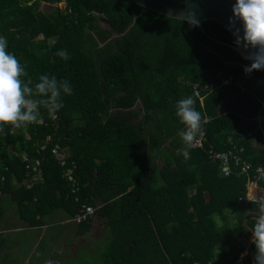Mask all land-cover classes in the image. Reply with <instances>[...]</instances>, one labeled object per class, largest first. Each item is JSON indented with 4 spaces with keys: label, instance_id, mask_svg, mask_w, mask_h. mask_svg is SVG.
Instances as JSON below:
<instances>
[{
    "label": "trees",
    "instance_id": "16d2710c",
    "mask_svg": "<svg viewBox=\"0 0 264 264\" xmlns=\"http://www.w3.org/2000/svg\"><path fill=\"white\" fill-rule=\"evenodd\" d=\"M59 1L64 8L38 9ZM0 36L32 86L47 74L73 89L54 118L41 106L40 123L0 136V222L4 195L27 225L56 210L72 219L80 205L92 206L106 228L104 264H216L217 246L251 234L258 206L246 193L248 179L264 170V149L254 146L264 130L255 120L264 70L245 73L251 61L230 47L130 0H0ZM186 97L204 118L203 147H187L178 134L185 126L176 106ZM54 143L68 149L76 193L50 153ZM231 145L249 169L223 176L208 150ZM34 160L39 177L27 187L20 183L31 179Z\"/></svg>",
    "mask_w": 264,
    "mask_h": 264
},
{
    "label": "clouds",
    "instance_id": "9594fccd",
    "mask_svg": "<svg viewBox=\"0 0 264 264\" xmlns=\"http://www.w3.org/2000/svg\"><path fill=\"white\" fill-rule=\"evenodd\" d=\"M185 3V10L175 14L170 10V17L186 22L192 28L199 27L195 0H185ZM232 13L230 28H234L235 22L239 21L243 33L241 35V30L235 29V43L247 51L244 58L251 61L250 65L244 68L245 73L264 70V0H235ZM7 48L6 37L0 36V136L7 135V128H26L29 124L36 123L41 118V106L46 108L50 115H54L64 107L62 95L70 96L73 93L67 80H57L55 76L50 77L47 74L41 75L39 82L32 86L30 78L27 81L24 79L28 75L25 67ZM56 55L65 61L70 58L66 50H60ZM194 104L191 97H186L180 99L176 106V116L185 126L178 134L185 145H190L195 140L201 132L204 120ZM177 153L182 154L185 159L190 158L186 148L177 149ZM260 182H264V170L258 172L248 199L258 206V215L254 218L251 229V243L255 246L254 264H264V194H255V191L261 188ZM218 252L217 247L216 255Z\"/></svg>",
    "mask_w": 264,
    "mask_h": 264
},
{
    "label": "crops",
    "instance_id": "0c3cea01",
    "mask_svg": "<svg viewBox=\"0 0 264 264\" xmlns=\"http://www.w3.org/2000/svg\"><path fill=\"white\" fill-rule=\"evenodd\" d=\"M263 99L261 98L260 101ZM257 116L255 120L260 127V123L264 121V113L262 112L261 116ZM254 146L257 149H264V130H261V140L254 142ZM159 166L161 167L160 161ZM26 182L23 180L22 184L25 185ZM32 182L33 179H28L29 184L32 185ZM250 186H247V198H249L248 188ZM260 190H264V188L261 187ZM7 196L9 195L2 197L4 220L0 222V264H62L71 259L72 263L75 264V258L78 257L80 250L89 248L88 245L93 241L91 228L95 222L78 225L71 222V219L67 218L63 211L56 210L39 218V224L27 225L17 219L14 212L15 205L9 204ZM100 221L101 238H106L104 220L100 218ZM238 243L242 246L239 251L246 253L242 257L241 264H254L255 251L250 250L251 234L238 236L231 244L226 240L217 246L219 252L216 255L215 250L214 262H230L232 259L230 251ZM83 264H93V262Z\"/></svg>",
    "mask_w": 264,
    "mask_h": 264
},
{
    "label": "built area",
    "instance_id": "2783aa9c",
    "mask_svg": "<svg viewBox=\"0 0 264 264\" xmlns=\"http://www.w3.org/2000/svg\"><path fill=\"white\" fill-rule=\"evenodd\" d=\"M221 80L222 81L220 84H226L229 82V77L222 78ZM193 88H194V94L197 95L200 99H202L203 96L200 94L197 83L193 84ZM260 112L264 113V101L263 100L261 101ZM54 117H55V114L51 115V118H54ZM40 122L41 121L38 120L36 123H40ZM184 128H183V130H184ZM50 140H51V138L48 135L45 136L44 140H43V144L39 148L42 149L46 143L50 142ZM205 141H206L205 132L201 127V132L197 134L195 140L190 145H187V147H189V148L203 147ZM239 151H240V148H236L234 145H231V147L229 149L224 150V151H216L212 148H209L208 155L212 161L218 162V167H219L222 175L227 176L230 172H232V168L236 167L238 165H240L239 171H238L239 173L247 172V170L249 169V164L240 159ZM50 153H51L53 159L57 162V164L60 167H64L62 175L70 183L71 192L76 193L78 191V187H77V182L73 176V169L75 168V165L73 163L70 166L67 165V158L69 156L68 149L64 146H60L59 144L54 143L50 147ZM22 157L24 160H27L25 156H22ZM33 163H34V165L32 166L31 171L33 172V174H35V172L39 171L37 169L38 161L34 160ZM27 168H30L29 165H27ZM261 170H262V168L258 167L256 171L259 172ZM255 181H256V179L255 180L248 179L247 186L248 185H255L254 184ZM248 199H250V198H247V200ZM75 201L77 202L76 198H75ZM95 212H96V208H94L92 206H88L86 204H82L78 208V212L71 219V222H74L77 224L81 223V222L89 223L90 221L94 220V218L96 216ZM242 254H245V252H243V251L237 252V255L234 257L232 264H241L242 263L241 260L243 257ZM216 264H223V263L216 262Z\"/></svg>",
    "mask_w": 264,
    "mask_h": 264
},
{
    "label": "water",
    "instance_id": "95a60500",
    "mask_svg": "<svg viewBox=\"0 0 264 264\" xmlns=\"http://www.w3.org/2000/svg\"><path fill=\"white\" fill-rule=\"evenodd\" d=\"M130 1L138 4L142 9H147L149 12L157 13L167 19L173 20L178 19L170 17V10L175 14L185 10L187 7L185 0ZM234 3L235 0H195L197 18L200 21V25L197 28L217 42L230 47L241 58L245 59L244 57L247 55V51L243 50L240 46H237L235 43L236 37L233 35L235 29H240V34H243L242 25L239 21L235 22L234 28H230L229 25V20L233 16L232 7Z\"/></svg>",
    "mask_w": 264,
    "mask_h": 264
},
{
    "label": "rangeland",
    "instance_id": "374dc122",
    "mask_svg": "<svg viewBox=\"0 0 264 264\" xmlns=\"http://www.w3.org/2000/svg\"><path fill=\"white\" fill-rule=\"evenodd\" d=\"M64 5H65L64 1H59L56 4H46V3L40 2L38 9L40 10V12H50V10H52L54 7L64 8ZM98 26L100 28L105 27V25L103 23H101L100 21H98ZM50 41H51V39L48 40V42H50ZM238 82H240V79L238 80ZM263 101H264V99H263ZM258 116H261V112L259 113ZM38 177H39L38 171L35 172V174L31 175V179H33V181L35 179H37ZM26 181L27 182L25 183V185L27 187L31 186V184L28 183L27 179H26ZM22 183H20V184H22ZM252 186L253 185H251L250 188H248L249 192H250ZM248 195H249V193H248ZM7 197H8L7 200L9 202V204L12 206L11 202L9 201V199H10L9 196H7ZM93 222H95L91 228V234H92L93 241L90 242V244L88 245L89 248L87 250L85 248L84 249L82 248L80 250L78 257L75 258V261H74L75 264L92 263V262H93V264H104L102 262V258H101L100 253L105 248L106 238H101L102 237V228H101V224H100L101 221H100V218L98 217V215L93 220ZM62 264H73L72 259L67 260L66 262H64Z\"/></svg>",
    "mask_w": 264,
    "mask_h": 264
},
{
    "label": "bare ground",
    "instance_id": "6f19581e",
    "mask_svg": "<svg viewBox=\"0 0 264 264\" xmlns=\"http://www.w3.org/2000/svg\"><path fill=\"white\" fill-rule=\"evenodd\" d=\"M252 190H253V188H251V190H250V192H249V195H248L249 198H250V194H251ZM255 194H256L257 196H260V195L264 194V190L257 189V190L255 191Z\"/></svg>",
    "mask_w": 264,
    "mask_h": 264
}]
</instances>
